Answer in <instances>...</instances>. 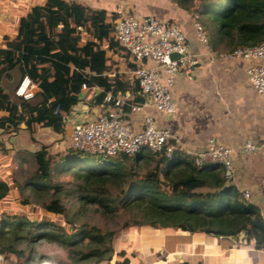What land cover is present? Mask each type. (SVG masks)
I'll return each mask as SVG.
<instances>
[{
    "label": "trees",
    "instance_id": "obj_1",
    "mask_svg": "<svg viewBox=\"0 0 264 264\" xmlns=\"http://www.w3.org/2000/svg\"><path fill=\"white\" fill-rule=\"evenodd\" d=\"M189 6L181 10L196 16L212 52H231L264 41V0H191ZM118 17L116 12L66 0H45L21 17L15 38L0 50V129L16 133L24 125L30 134L42 127L64 136L61 115H70L80 102L90 109L112 107L117 93H129L125 111L141 104L137 82L128 81L120 71L121 62L130 70L133 65L112 36ZM12 72L39 89V103L32 105L17 97V87L12 92L4 89L2 79ZM93 88H98L95 96ZM107 94L112 98L108 102ZM31 159L35 171L25 188L38 197L54 190V196L40 204L46 214L66 218L67 209L60 201L65 195L79 201L81 208L96 206L103 215L119 210L131 214L122 224L123 231L145 228L214 237L246 231V243L264 251V219L259 209L227 183L222 168L196 167L192 157L178 149L170 159L147 151L106 159L70 149L52 155L42 146ZM56 173L72 178L71 189L57 192L52 184ZM10 189L0 181V202ZM16 189L22 195L24 188L16 184ZM57 224L53 225L57 233L43 232L28 218L6 217L0 224V257H6V264L50 263L49 258L33 255L34 244L43 241L59 244L70 264L131 263L125 250L117 249L120 234L101 233L86 225L74 227L70 221L66 227ZM34 227L39 231L33 232ZM20 245L29 252L19 249Z\"/></svg>",
    "mask_w": 264,
    "mask_h": 264
},
{
    "label": "crops",
    "instance_id": "obj_2",
    "mask_svg": "<svg viewBox=\"0 0 264 264\" xmlns=\"http://www.w3.org/2000/svg\"><path fill=\"white\" fill-rule=\"evenodd\" d=\"M66 1L108 13L115 12V9H107L108 0ZM44 2L0 0V50H5L8 40L15 38L19 19L25 17L32 7ZM141 11L126 13L128 16H154L162 21L177 23L186 37L189 53L196 56L198 61L188 75L176 78L171 89L176 113L163 117L152 110L147 112L154 115L158 127L171 132L176 149L191 157L194 152L207 146L209 138L231 148L233 173L227 183L241 196L247 191L249 198L245 201L256 206L260 214L264 213V102L256 97L246 79V69L252 63L240 59L221 62L214 54L205 52L196 37L192 15L181 9H168L165 12L151 8ZM120 15H123L122 12ZM119 67L128 81L133 80L131 70L123 62ZM22 80L17 72H12L2 79V86L12 92ZM31 86L28 90L33 97L28 102L35 105L40 102V91ZM92 90L94 96L97 95L98 88ZM115 97L131 98L129 93H117ZM107 108H83L79 110L81 117L75 116V120L91 118ZM147 112L139 111L129 115L127 121L134 130L141 128ZM50 130L40 127L30 134L24 125H20L16 133L10 132L9 128L7 131L0 129V181L5 182L9 188H16L17 175L26 174L25 163L31 160L32 153L42 146L50 154L56 153L54 149L57 146V150H60L58 140L63 136ZM245 141H251L257 150L250 155H243L239 149ZM128 234L127 231L120 234L117 249H124L121 242L127 240ZM132 234L130 239L138 236L143 262L132 261L130 264H264V251L256 250L253 243L247 244L244 240L233 242L229 237L145 228L137 229ZM153 254L159 255L158 260L153 258Z\"/></svg>",
    "mask_w": 264,
    "mask_h": 264
},
{
    "label": "built area",
    "instance_id": "obj_3",
    "mask_svg": "<svg viewBox=\"0 0 264 264\" xmlns=\"http://www.w3.org/2000/svg\"><path fill=\"white\" fill-rule=\"evenodd\" d=\"M114 22L112 36L119 46L129 55L133 68L131 75L137 82L142 103L131 105L125 111L123 105L127 97H115L113 106L91 118L80 122L61 115V122L67 131V147L72 151L106 159L122 156L133 157L147 151L153 154L163 153L170 159L176 150L174 138L166 128L156 125L154 111L163 117L173 116L176 106L171 89L176 78L188 75L198 64L196 56L189 53L186 37L181 27L174 22L162 21L154 16H122ZM196 37L205 52L214 54L221 62L240 59L251 62L246 69V79L253 88L256 97L264 102V41L254 47L237 48L231 52L215 53L208 46L202 26L193 17ZM178 55L172 59L171 55ZM32 84L24 78L15 90V95L25 101L32 99L28 90ZM83 90L86 87L83 85ZM112 98L107 94L105 101ZM147 112L141 122V128L134 130L127 118L130 114ZM257 150L251 141H245L239 151L250 155ZM233 150L214 138H209L207 146L192 154L196 167L218 166L222 168L228 180L233 173ZM248 200L249 193H242ZM264 219V213L261 214ZM1 258V257H0Z\"/></svg>",
    "mask_w": 264,
    "mask_h": 264
},
{
    "label": "rangeland",
    "instance_id": "obj_4",
    "mask_svg": "<svg viewBox=\"0 0 264 264\" xmlns=\"http://www.w3.org/2000/svg\"><path fill=\"white\" fill-rule=\"evenodd\" d=\"M96 1V0H95ZM100 1V0H99ZM107 9H115V12L121 11L123 15H127V11L132 13H137V11L142 13L141 10H149L151 8L168 11V9L179 10L181 7H190L191 0H108ZM180 2L182 5H180ZM106 8V7H105ZM120 12V13H121ZM146 12V11H144ZM122 15V16H123ZM120 18V16L118 17ZM225 53V52H222ZM79 106L82 107L80 103ZM50 132H52L50 130ZM61 144L59 147L60 150H57L58 146L54 149L56 153L52 155L63 154L67 149V135L60 137L58 140ZM55 144V142H53ZM34 165V167H33ZM35 171L34 161L31 159L27 160L25 163V173H18L17 178L18 185H21L24 189L22 190V195L18 193L16 188H11L9 195L6 199L0 202V224L5 220L6 217L14 219L18 218H28L30 221L36 222L41 231L43 232H52L57 233L55 225L56 223L60 224L58 226L66 227L69 226V221L72 222L74 227L79 226H89L90 228H95L101 233H115L122 234L125 230H121L122 224L132 218L131 214L125 213L124 211H117L114 215H103L96 206L83 207L76 199H72L69 196H61V204L67 209L66 218H58L57 216L46 214L40 208V204L48 199H51L54 193V190L51 189L48 193H43L41 196H35L32 190L25 188V181L32 174V169ZM144 170L143 167L140 169ZM33 171V172H34ZM31 172V173H30ZM72 178L65 174L56 173L52 178V184H56L57 192L62 194L63 191L71 189L70 185L72 183ZM26 199H29L28 204H25ZM46 222V223H43ZM10 222V221H9ZM39 227L31 228L33 232L39 231ZM129 233L126 237L123 244V248L127 253V256L131 258V262L139 263L143 262V256L141 255L140 242L137 238H132V233L135 232L133 228L127 230ZM120 236V235H119ZM119 238V237H118ZM120 239H118L119 241ZM33 255L35 258H49V262L52 264H70L72 261L68 257L66 250L62 249L59 244L56 242L46 243L40 242L34 244ZM19 249H25L26 253L29 252V249H26L24 245H20ZM122 249L121 247L119 248ZM153 258H159L158 254H153ZM21 261V260H20ZM0 264H6V257L0 258Z\"/></svg>",
    "mask_w": 264,
    "mask_h": 264
},
{
    "label": "water",
    "instance_id": "obj_5",
    "mask_svg": "<svg viewBox=\"0 0 264 264\" xmlns=\"http://www.w3.org/2000/svg\"><path fill=\"white\" fill-rule=\"evenodd\" d=\"M177 57H178V55H176V54H172V55H171V58H172V59H175V58H177ZM80 103H81V102H80ZM80 103H78V104L74 107L73 112L69 115L70 118H72V119L75 120V116H77V117H81V112H79V110L81 111V109H83V108L88 109V107H87L86 105L82 104V103H81V104H82V107L79 106ZM81 120H82V119H81ZM81 120L79 119V120H76V121H77V122H80ZM246 237H247V232H246V231H241V232L238 233L236 236L229 237V238H231V239L233 240V242H238V241H240V240H244V241H246Z\"/></svg>",
    "mask_w": 264,
    "mask_h": 264
},
{
    "label": "bare ground",
    "instance_id": "obj_6",
    "mask_svg": "<svg viewBox=\"0 0 264 264\" xmlns=\"http://www.w3.org/2000/svg\"><path fill=\"white\" fill-rule=\"evenodd\" d=\"M47 264H52V263H47Z\"/></svg>",
    "mask_w": 264,
    "mask_h": 264
}]
</instances>
